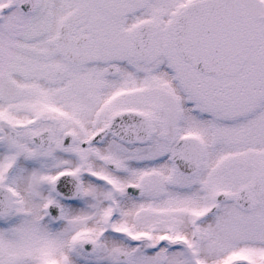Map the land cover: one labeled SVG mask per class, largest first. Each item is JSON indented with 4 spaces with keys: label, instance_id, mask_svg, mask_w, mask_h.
<instances>
[{
    "label": "snow or ice",
    "instance_id": "6c2138e0",
    "mask_svg": "<svg viewBox=\"0 0 264 264\" xmlns=\"http://www.w3.org/2000/svg\"><path fill=\"white\" fill-rule=\"evenodd\" d=\"M0 264H264V0H0Z\"/></svg>",
    "mask_w": 264,
    "mask_h": 264
}]
</instances>
